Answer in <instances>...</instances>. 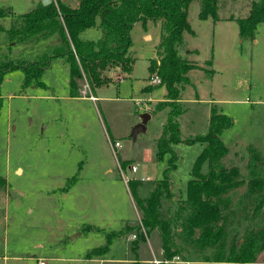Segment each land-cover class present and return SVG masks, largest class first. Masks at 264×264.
<instances>
[{"label": "rangeland", "instance_id": "374dc122", "mask_svg": "<svg viewBox=\"0 0 264 264\" xmlns=\"http://www.w3.org/2000/svg\"><path fill=\"white\" fill-rule=\"evenodd\" d=\"M50 1L70 8L78 3ZM254 1L216 0L217 20H200V3L188 4L191 34H182L178 54L193 68L179 92V142L159 157L156 142L169 108L155 110L158 102H165L166 91L150 84L147 69L156 59L158 22L131 27L129 73L111 69L103 74L108 81L93 88L82 78L73 96L66 56L57 40L37 34L22 39L17 31L18 17L40 6L41 0H0L5 15L0 18V65L42 68L25 87L18 68L0 78V264L163 260L157 233L146 236L139 227L141 215L127 183H142L138 194L144 197L167 180L171 193L161 199L160 208L174 221L176 234L179 221L173 213L183 203L191 167L202 149L187 141L206 133L211 111L230 123L219 135L227 149L221 163L247 177V148L253 146L264 156V23L252 36H241L237 21L248 17ZM80 38H100L98 18ZM146 114L144 132L133 138L131 131ZM129 166L136 167L135 174ZM245 189H237L233 199ZM199 256L183 249L177 260L207 264L196 263ZM263 263L264 251L254 264Z\"/></svg>", "mask_w": 264, "mask_h": 264}, {"label": "trees", "instance_id": "16d2710c", "mask_svg": "<svg viewBox=\"0 0 264 264\" xmlns=\"http://www.w3.org/2000/svg\"><path fill=\"white\" fill-rule=\"evenodd\" d=\"M191 1L78 0L75 8L59 2L46 6L40 4L20 15L15 24L22 39L37 34L57 40L61 55L66 56L69 87L75 96L76 81H82V78L93 88L108 81L103 74L111 69L129 73L133 62L128 55L131 27L146 20L159 22L156 59L149 61L147 69L166 91L165 102H158L155 110L169 108L164 132L156 142V155L160 157L163 153H171L170 145L179 142L175 121L181 112L179 92L187 83V74L193 67L179 56L178 48L182 45V34H191L186 20V8ZM196 1L200 3V20L208 16L217 20L216 0ZM4 16L0 10V18ZM96 18L100 38L95 42L82 40L81 33L93 26ZM262 23L264 0H255L248 17L237 21L239 34L252 36ZM15 68L24 74L23 87L30 85V78L37 77L42 70L30 64H3L0 65V78ZM229 124L225 116L211 111L206 133L187 141L199 143L202 149L191 167L183 203L173 213L179 221L176 234L172 230L174 221L160 208L161 199L170 197L171 187L167 180L159 182L144 197L138 194L142 183L136 180L127 183L141 215L139 227L146 236L154 231L157 233L164 260L177 257L185 249L200 255V262L254 264L264 251V156L253 146L247 148L246 178L237 167L223 166L221 160L227 149L219 135ZM204 165L206 170L202 172ZM242 186H245V192L233 199L234 192ZM85 258L90 259L89 255Z\"/></svg>", "mask_w": 264, "mask_h": 264}, {"label": "built area", "instance_id": "2783aa9c", "mask_svg": "<svg viewBox=\"0 0 264 264\" xmlns=\"http://www.w3.org/2000/svg\"><path fill=\"white\" fill-rule=\"evenodd\" d=\"M150 80V84H153V85H158L160 82L158 80V78H156L155 76H151V78H149ZM92 99V98H91ZM93 100V99H92ZM127 170L131 173V174H135L137 169L135 166H129L127 168ZM143 180H147L146 179H143V178H140V181H143ZM127 182V181H126ZM176 260V261H174ZM177 263H180L178 260H177V257H173L171 258V260H161V261H156L154 260L153 261V264H177ZM41 264V263H40Z\"/></svg>", "mask_w": 264, "mask_h": 264}, {"label": "water", "instance_id": "95a60500", "mask_svg": "<svg viewBox=\"0 0 264 264\" xmlns=\"http://www.w3.org/2000/svg\"><path fill=\"white\" fill-rule=\"evenodd\" d=\"M50 3H51L50 0H41V5L42 6H46V5L50 4ZM148 119H149V116L147 114L146 115H142L140 117V122L131 131V135H132L133 138L135 137V135L137 133L144 132V130H145V124L148 121Z\"/></svg>", "mask_w": 264, "mask_h": 264}, {"label": "crops", "instance_id": "0c3cea01", "mask_svg": "<svg viewBox=\"0 0 264 264\" xmlns=\"http://www.w3.org/2000/svg\"><path fill=\"white\" fill-rule=\"evenodd\" d=\"M218 20H219V18H218ZM115 69H117V68H115ZM191 263H194V262H185V263L184 262H180V263H177V264H191ZM196 263H205V262H196ZM207 264H211V263H207Z\"/></svg>", "mask_w": 264, "mask_h": 264}]
</instances>
